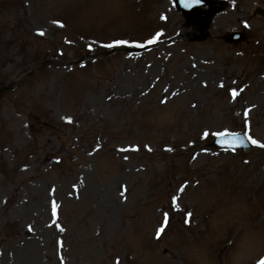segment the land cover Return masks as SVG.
<instances>
[{"label":"rangeland","instance_id":"obj_1","mask_svg":"<svg viewBox=\"0 0 264 264\" xmlns=\"http://www.w3.org/2000/svg\"><path fill=\"white\" fill-rule=\"evenodd\" d=\"M227 1L0 0V264L264 260V148L209 147L264 143V0Z\"/></svg>","mask_w":264,"mask_h":264},{"label":"snow or ice","instance_id":"obj_2","mask_svg":"<svg viewBox=\"0 0 264 264\" xmlns=\"http://www.w3.org/2000/svg\"><path fill=\"white\" fill-rule=\"evenodd\" d=\"M194 2L199 3V0H194ZM185 6H187V3H186ZM53 23L59 24L60 27H63V26H64V25L61 24L59 21H53ZM39 35L43 36V35H45V33H44L43 31H41V32L39 33ZM160 35H162V34H159V33H158V34H157V37H154L153 40H149V43H153V42L155 41V39L158 38ZM116 43H117V44H126L127 41L120 40V41H117ZM108 46L111 47L112 45H108ZM221 86H223V85H221ZM237 95H238V92H237L236 90H233V91H232V97L235 98ZM164 102H166V101H164ZM68 122L71 123V119H70V118L68 119ZM209 134H210V133L205 132V133H204V136L207 137ZM214 135H216V136H218V137H220V138L232 137L233 140L235 141L236 139L239 138L240 133H237V132H234V131H229V130L226 129V130H224V131H220V132L214 133ZM248 139L250 140V142H251L252 144H254V145H258L259 147L264 148V143H260L259 141L253 139L251 136H249ZM232 146H233V145L230 143V144H229V147H232ZM168 150L171 151L172 149H168ZM121 151H127V149H122ZM183 190H184V189L181 188V191H183ZM174 202H175V198H174ZM52 214H53V216H56V215H57V204H56L55 201H52ZM188 216L190 217V216H191V213H188ZM164 220H165V223H167V221H168L167 214H165ZM61 230H63V229H61ZM163 231H164V228L162 227V228H160V229L158 230V234H159V233H162ZM260 264H264V260H261V261H260Z\"/></svg>","mask_w":264,"mask_h":264},{"label":"water","instance_id":"obj_3","mask_svg":"<svg viewBox=\"0 0 264 264\" xmlns=\"http://www.w3.org/2000/svg\"><path fill=\"white\" fill-rule=\"evenodd\" d=\"M185 4H186V3H185ZM196 11H197V8H194V9H191V10H186L185 12H186V14L189 15V16H194ZM221 139H223V140H221V142H222L223 144H228V143H231V144L235 143V144H237V143H238L237 139L234 141L232 137L221 138ZM239 139H240V137L238 138V140H239ZM240 143H241V142H239L238 146H242V145H244L243 142H242L241 144H240ZM218 145H221V144L218 142ZM245 147H246V146H245Z\"/></svg>","mask_w":264,"mask_h":264},{"label":"bare ground","instance_id":"obj_4","mask_svg":"<svg viewBox=\"0 0 264 264\" xmlns=\"http://www.w3.org/2000/svg\"><path fill=\"white\" fill-rule=\"evenodd\" d=\"M224 26H222L221 24H216L213 27V32L217 33L219 32L221 29H223ZM16 190V188H14V191ZM15 195L18 196V192L15 191Z\"/></svg>","mask_w":264,"mask_h":264}]
</instances>
